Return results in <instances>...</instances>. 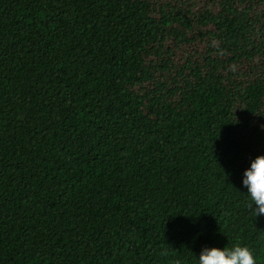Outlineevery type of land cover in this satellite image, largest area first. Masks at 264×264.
<instances>
[{"label": "trees", "instance_id": "trees-1", "mask_svg": "<svg viewBox=\"0 0 264 264\" xmlns=\"http://www.w3.org/2000/svg\"><path fill=\"white\" fill-rule=\"evenodd\" d=\"M260 155L264 0H0V264H264Z\"/></svg>", "mask_w": 264, "mask_h": 264}, {"label": "clouds", "instance_id": "clouds-1", "mask_svg": "<svg viewBox=\"0 0 264 264\" xmlns=\"http://www.w3.org/2000/svg\"><path fill=\"white\" fill-rule=\"evenodd\" d=\"M242 183L252 202L249 207L255 206L256 216L264 215V155L257 156L251 162L250 168L244 172ZM161 255L167 256L168 253L162 251ZM197 264H257V260L251 248L237 242L223 249L204 247Z\"/></svg>", "mask_w": 264, "mask_h": 264}]
</instances>
